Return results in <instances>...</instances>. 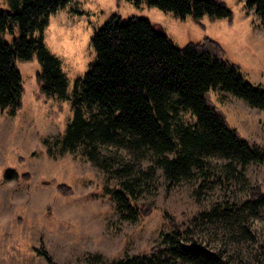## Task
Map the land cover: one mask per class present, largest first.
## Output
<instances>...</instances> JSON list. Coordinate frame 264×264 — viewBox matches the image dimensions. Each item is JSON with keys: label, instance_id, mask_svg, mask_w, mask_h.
Returning <instances> with one entry per match:
<instances>
[{"label": "rangeland", "instance_id": "1", "mask_svg": "<svg viewBox=\"0 0 264 264\" xmlns=\"http://www.w3.org/2000/svg\"><path fill=\"white\" fill-rule=\"evenodd\" d=\"M220 1L232 11V21L208 16L199 22L191 16L183 20L128 0H73L51 16L45 43L62 62L69 93L95 63L93 39L114 15L149 20L179 48L209 38L221 47L223 61L250 83L264 86V24L254 9L247 8V0ZM9 9V0H0V10ZM18 36L16 29L15 36L6 35L4 40L12 44ZM16 65L25 89L22 106L14 116L0 109V264H48L41 253L55 264H91L99 255L104 258L99 264H116L150 255L172 229L221 252L229 264H264V209L244 223L246 233L238 227L233 232L204 223L199 215L215 205L248 198L246 192L211 185L208 179V189L199 193L202 180L169 188L160 170L156 180L133 199L141 209L140 218H122L113 198V192L121 189L114 169L129 161L127 151L101 149L109 169L83 150L61 153L55 142L73 118L71 104L41 92L37 57ZM208 99L242 137L264 146L263 110L220 90L210 91ZM222 164L216 159L211 168L218 173ZM147 165L143 162L141 167ZM245 174L250 185L264 194V165L252 164Z\"/></svg>", "mask_w": 264, "mask_h": 264}, {"label": "trees", "instance_id": "2", "mask_svg": "<svg viewBox=\"0 0 264 264\" xmlns=\"http://www.w3.org/2000/svg\"><path fill=\"white\" fill-rule=\"evenodd\" d=\"M135 5L171 12L179 19L199 22L230 20L233 13L220 0H128ZM73 0H9L10 9L0 10V109L12 116L20 110L25 92L17 62L37 57V81L47 97L71 104L73 118L55 145L61 153L86 152L89 159L110 168L101 149L125 150L129 161L114 169L121 189L113 192L122 218L137 221L141 209L133 199L156 180L158 171L169 188L197 183L199 191L222 184L227 189L246 192L243 202L226 200L199 219L246 233L244 223L264 209V194L251 186L245 174L252 164L264 165V146L256 145L232 128L224 115L208 99L210 91H223L264 111V86L247 81L235 66L222 60L221 47L207 38L202 43L177 47L149 20L114 15L95 35L96 61L78 78L69 93V82L61 60L45 43L51 16ZM264 24V0H247ZM82 14V13H81ZM19 36L12 44L6 35ZM221 160L218 173L214 160ZM146 162V167L141 164ZM12 174V173H11ZM14 174V173H13ZM212 188V187H211ZM189 230V229H188ZM186 232L172 229L150 255L116 264H229L221 252L210 250ZM48 264H55L41 253ZM104 262L102 256L91 264Z\"/></svg>", "mask_w": 264, "mask_h": 264}, {"label": "water", "instance_id": "3", "mask_svg": "<svg viewBox=\"0 0 264 264\" xmlns=\"http://www.w3.org/2000/svg\"><path fill=\"white\" fill-rule=\"evenodd\" d=\"M158 31H159V32H163L160 28H158Z\"/></svg>", "mask_w": 264, "mask_h": 264}]
</instances>
